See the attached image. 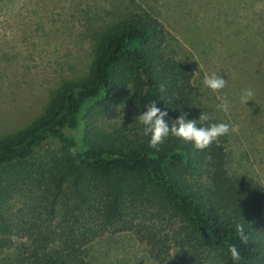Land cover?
I'll list each match as a JSON object with an SVG mask.
<instances>
[{
	"label": "trees",
	"instance_id": "1",
	"mask_svg": "<svg viewBox=\"0 0 264 264\" xmlns=\"http://www.w3.org/2000/svg\"><path fill=\"white\" fill-rule=\"evenodd\" d=\"M109 2L119 14L92 34L87 70L62 81L26 127L0 137V253L17 236L29 246L7 264H91L90 244L131 232L157 264H176L174 255L177 264H233V244L238 264H264V186L229 171L226 136L204 150L169 136L157 151L139 122L97 127L99 116L117 117L124 99L138 115L156 101L169 124L206 113L194 71L168 52L153 6ZM49 140L59 148L40 150ZM19 198L33 200L28 217L12 211Z\"/></svg>",
	"mask_w": 264,
	"mask_h": 264
},
{
	"label": "rangeland",
	"instance_id": "2",
	"mask_svg": "<svg viewBox=\"0 0 264 264\" xmlns=\"http://www.w3.org/2000/svg\"><path fill=\"white\" fill-rule=\"evenodd\" d=\"M140 1L153 6L164 23L168 52L192 67L209 117L239 126L225 135L229 171L264 186V0ZM118 14L109 0H0V137L26 127L62 81L87 70L92 34ZM213 72L226 80L217 92L203 85ZM245 89L254 95L244 104ZM225 101L226 112L217 107ZM138 116L124 99L114 120L99 116L96 125L102 131L128 129ZM54 148L59 145L49 140L40 150ZM12 202L14 213L28 217L33 200ZM28 246L25 238L13 236L0 264L15 262ZM87 251L91 264H157L131 232L109 233Z\"/></svg>",
	"mask_w": 264,
	"mask_h": 264
},
{
	"label": "clouds",
	"instance_id": "3",
	"mask_svg": "<svg viewBox=\"0 0 264 264\" xmlns=\"http://www.w3.org/2000/svg\"><path fill=\"white\" fill-rule=\"evenodd\" d=\"M203 85L213 92H217L226 86V80L213 72L205 76ZM253 95L254 93L251 89H245L240 97L241 103L245 104L251 100ZM217 107L219 110L226 112L228 110V103L225 101ZM146 108L147 110L135 119L143 125L142 135L148 138V147L157 151H159V146L169 136L178 138L186 143L191 142L196 150H204L221 136H225L230 132H236L239 129L238 125H229L226 123L207 124L210 117L204 112L199 115L198 119H188V113H181V115L169 124L165 120L168 113L161 111L156 106V101H152L146 105ZM234 228L241 243L246 245L249 237L244 224L237 222ZM228 254L233 264H238L242 259L240 251L234 244L228 247Z\"/></svg>",
	"mask_w": 264,
	"mask_h": 264
}]
</instances>
